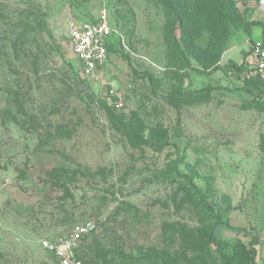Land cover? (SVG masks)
I'll list each match as a JSON object with an SVG mask.
<instances>
[{
	"label": "rangeland",
	"instance_id": "374dc122",
	"mask_svg": "<svg viewBox=\"0 0 264 264\" xmlns=\"http://www.w3.org/2000/svg\"><path fill=\"white\" fill-rule=\"evenodd\" d=\"M260 2L0 0V264L77 223L86 264H251L254 238L264 264V106L230 70ZM103 9L123 39L92 81L69 22Z\"/></svg>",
	"mask_w": 264,
	"mask_h": 264
},
{
	"label": "built area",
	"instance_id": "2783aa9c",
	"mask_svg": "<svg viewBox=\"0 0 264 264\" xmlns=\"http://www.w3.org/2000/svg\"><path fill=\"white\" fill-rule=\"evenodd\" d=\"M264 8V0H261ZM123 39L122 33L111 23L106 9L95 19H75L69 22L68 42L79 61L82 76L99 81L109 59V43ZM246 69L249 76L264 81V33L249 47ZM90 226L75 224L70 233L49 245L50 259L45 264H84L80 257L81 243Z\"/></svg>",
	"mask_w": 264,
	"mask_h": 264
},
{
	"label": "trees",
	"instance_id": "16d2710c",
	"mask_svg": "<svg viewBox=\"0 0 264 264\" xmlns=\"http://www.w3.org/2000/svg\"><path fill=\"white\" fill-rule=\"evenodd\" d=\"M254 24L255 25H262L263 28H264V20L256 21ZM114 44H115L114 40L109 43V46H108L109 51L113 50V48L115 46ZM185 62L188 64L189 61L187 60ZM230 70L237 78L243 80V83L246 86V90L251 92L253 94V96H254L253 101L256 104L260 105V106H264V101L262 100L263 93H264V81L249 76L247 69H245V67H244V64H238L237 62L232 61L230 63ZM215 88H217V87H213L211 85H208V86L202 88L201 90H202V92H211ZM255 89L259 90V94H256L254 92ZM109 117L113 121H117L118 120L117 116L113 112H109ZM220 223H225L221 217L218 219V221L215 224H220ZM226 224H229V223H226ZM208 237H209V240L211 242L215 243L217 248L221 249V239H219L218 235H216L214 233L213 229H211L209 231ZM249 245H250V249H245V251L247 252L248 261L251 264H258L257 261H256V256H257V253H258V250H257V239L254 238L252 241L249 242ZM80 257L84 261V264H86V262H85V260L83 258V255L81 254V249H80Z\"/></svg>",
	"mask_w": 264,
	"mask_h": 264
},
{
	"label": "crops",
	"instance_id": "0c3cea01",
	"mask_svg": "<svg viewBox=\"0 0 264 264\" xmlns=\"http://www.w3.org/2000/svg\"><path fill=\"white\" fill-rule=\"evenodd\" d=\"M263 33H264V28L262 25H260V31H259L258 35L255 38L249 40L248 43H246V46L244 47V51H243L244 53L242 55L241 61H240V63H238V64H244L245 69H246V63L248 61L247 57L249 54V47H250L251 43H252V41L256 40L257 38H260L263 35Z\"/></svg>",
	"mask_w": 264,
	"mask_h": 264
}]
</instances>
